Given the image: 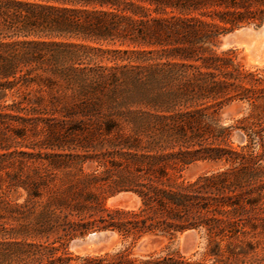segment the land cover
Here are the masks:
<instances>
[{"label": "trees", "instance_id": "16d2710c", "mask_svg": "<svg viewBox=\"0 0 264 264\" xmlns=\"http://www.w3.org/2000/svg\"><path fill=\"white\" fill-rule=\"evenodd\" d=\"M263 19L264 0H0V264H68L98 230L207 244L82 264H264V70L217 45ZM233 101L262 116L224 126ZM121 192L138 206L108 207Z\"/></svg>", "mask_w": 264, "mask_h": 264}, {"label": "rangeland", "instance_id": "374dc122", "mask_svg": "<svg viewBox=\"0 0 264 264\" xmlns=\"http://www.w3.org/2000/svg\"><path fill=\"white\" fill-rule=\"evenodd\" d=\"M261 24H259V25H253V24L245 25V26H242V27L234 29V30H238L241 28H249V29L253 30V28H255V27H260ZM226 34L221 35L218 38L217 45H218L220 50H225V49H229V48L235 50L237 59L245 66L246 69L259 70V71L264 70V63L263 64H257V63H254L252 60H250L248 51L246 50V48L243 45L237 44V45H232V46H227V47L221 46V44H220L221 40ZM29 90H32L31 94H34V92H35L34 89H29ZM7 101H9V98L7 99ZM250 114H254V116H256L257 114H260V117L262 116L260 109L253 110L248 105V103L246 101H233V102L222 107V109L219 112V118H220L221 124H223L224 126H227V125L237 124L238 120L242 119L243 117H247ZM263 118H264V115H263ZM236 134H239L242 137H243V135L239 131H234V133L232 135V139L234 141V146L237 147L238 145H243L245 143V139L243 137L242 142L238 141L236 139ZM209 170H211V165L209 163H203L202 162V163H197L194 166H190L188 169H186L183 172V175L185 178L193 179L197 175L202 174L204 172H208ZM5 194H6L7 198L10 200L17 199L18 203H21L23 201V198H24L23 192L21 190L18 191L17 193L5 191ZM112 198L113 197H110L107 199L106 205L108 207H118L116 205H110L109 204V200ZM194 232L196 233V244H195L194 249L189 253H184L182 250V238H183L184 233L177 234L175 237H172V238L168 237V236H162V235H156V236L155 235H147V236H144L141 239H139L133 243H132V241H130V239H123L117 235V237L114 240L113 245H111L106 250V252H114V251H117L119 249H127L128 252H130L131 256L135 257V258H143V257H147L148 255L158 256V255H164L167 253H176L177 252V253L185 256V257H192L194 259L195 258L196 259L197 258L202 259L203 253L205 251L206 244H207L206 237H205L203 231L194 230ZM77 237H79V236H77ZM77 237H74V238H77ZM143 238H147L148 245H147V248L145 250L139 251L137 249V245L139 244L140 240H142ZM257 239L261 243L260 247L258 248V255L261 256L262 253L264 252V237H258ZM69 242H68V252L70 253L73 260H71L68 264H82L81 259H77V257H83L86 255H95L94 253H87L85 255L77 254L69 248ZM261 247H262V249H261ZM102 254H104V253H102ZM98 255H100V254H98ZM248 264H257V262H252L250 260V261H248Z\"/></svg>", "mask_w": 264, "mask_h": 264}, {"label": "water", "instance_id": "95a60500", "mask_svg": "<svg viewBox=\"0 0 264 264\" xmlns=\"http://www.w3.org/2000/svg\"><path fill=\"white\" fill-rule=\"evenodd\" d=\"M264 37V20L260 27L252 29L241 28L227 33L221 40V46L227 47L237 45V43H247L248 45L255 37ZM236 139L242 142L243 137L236 134ZM113 203L118 207L135 208L139 204V199L130 192H121L113 196ZM182 238V250L184 253L191 252L196 244V233L194 230L184 232ZM117 233L113 230H98L91 231L85 235L72 239L69 242V248L77 254H87L93 252L95 255L106 253L107 248L113 245ZM148 245V240L142 239L137 245L139 251L145 250Z\"/></svg>", "mask_w": 264, "mask_h": 264}, {"label": "bare ground", "instance_id": "6f19581e", "mask_svg": "<svg viewBox=\"0 0 264 264\" xmlns=\"http://www.w3.org/2000/svg\"><path fill=\"white\" fill-rule=\"evenodd\" d=\"M237 44H241L246 48L250 60H252L254 63L257 64L264 63V37L262 36L255 37L254 40L249 45L247 43H239V42ZM109 204L114 205L113 199L109 200ZM88 253H93V252H88Z\"/></svg>", "mask_w": 264, "mask_h": 264}]
</instances>
